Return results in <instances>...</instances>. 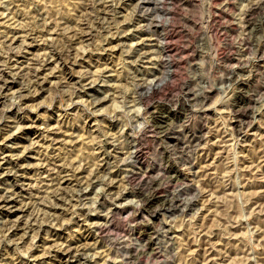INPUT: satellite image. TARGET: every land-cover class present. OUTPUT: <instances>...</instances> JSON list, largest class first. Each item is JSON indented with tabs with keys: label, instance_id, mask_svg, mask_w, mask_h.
Instances as JSON below:
<instances>
[{
	"label": "rangeland",
	"instance_id": "1",
	"mask_svg": "<svg viewBox=\"0 0 264 264\" xmlns=\"http://www.w3.org/2000/svg\"><path fill=\"white\" fill-rule=\"evenodd\" d=\"M0 197V264H264V0H0Z\"/></svg>",
	"mask_w": 264,
	"mask_h": 264
},
{
	"label": "bare ground",
	"instance_id": "2",
	"mask_svg": "<svg viewBox=\"0 0 264 264\" xmlns=\"http://www.w3.org/2000/svg\"><path fill=\"white\" fill-rule=\"evenodd\" d=\"M159 41H160V40H159ZM47 54H48V53H47ZM44 56H45V55H44ZM168 69H169V68H168ZM168 69H167V70H168ZM170 69H171V68H170ZM167 72H168V74L171 75V72H172V71L169 70V71H167ZM167 76H168V75H167ZM167 78H170V77L168 76ZM147 91H148V90H147ZM147 91H146V92H147ZM148 92H149V91H148ZM148 92H147V94H148ZM243 92H244V91H243ZM21 98H22V97H21ZM19 100H20V99H19ZM231 104H232V103H231ZM167 113H168V112H167ZM156 115H157V114H156ZM158 116H159V115H158ZM162 118H164V117H162ZM161 121H162V120H161ZM167 125H168V124H167ZM162 126H163V125H162ZM236 129H237V128H236ZM132 153H133V158H136V156H137V154H136V153H137L136 149H134ZM135 161H136V160H135ZM139 173H140V172H139ZM171 175H172V174H171ZM174 176H175V175H174ZM177 176H178V175H177ZM129 179H130V178H129ZM148 196H149V195H148ZM153 197H154V196H153ZM153 197L151 198V195H150V197H148L147 200H148V201H151V199H153ZM0 198H1V197H0ZM164 199H165V198H164ZM154 200H158V199H157V196H156V198H154ZM169 200H170V199H169ZM161 202H162V201H161ZM105 224H106V223H105ZM100 225H101V224H100ZM137 229H138V228H137ZM147 238H148V237H147ZM149 246H150V245H149ZM142 248H143V247H142ZM142 248H141V249H142ZM148 248H149V247H148ZM151 250H152V249H151ZM151 250H149V251H151Z\"/></svg>",
	"mask_w": 264,
	"mask_h": 264
}]
</instances>
